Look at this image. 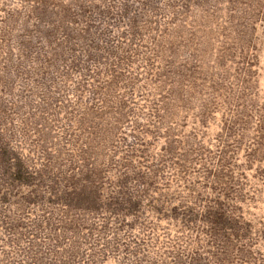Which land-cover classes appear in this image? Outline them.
Wrapping results in <instances>:
<instances>
[{
	"label": "rangeland",
	"instance_id": "rangeland-1",
	"mask_svg": "<svg viewBox=\"0 0 264 264\" xmlns=\"http://www.w3.org/2000/svg\"><path fill=\"white\" fill-rule=\"evenodd\" d=\"M0 264H264V0H0Z\"/></svg>",
	"mask_w": 264,
	"mask_h": 264
}]
</instances>
